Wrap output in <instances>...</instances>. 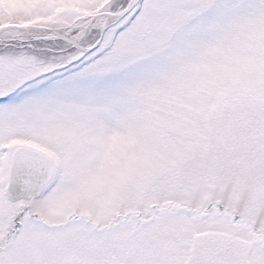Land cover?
I'll return each instance as SVG.
<instances>
[{
	"label": "snow or ice",
	"instance_id": "obj_1",
	"mask_svg": "<svg viewBox=\"0 0 264 264\" xmlns=\"http://www.w3.org/2000/svg\"><path fill=\"white\" fill-rule=\"evenodd\" d=\"M0 264H264V0H0Z\"/></svg>",
	"mask_w": 264,
	"mask_h": 264
}]
</instances>
